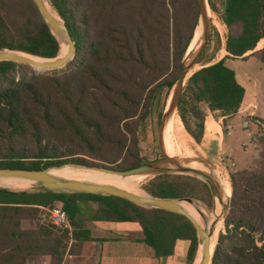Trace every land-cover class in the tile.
I'll use <instances>...</instances> for the list:
<instances>
[{
  "label": "trees",
  "instance_id": "trees-1",
  "mask_svg": "<svg viewBox=\"0 0 264 264\" xmlns=\"http://www.w3.org/2000/svg\"><path fill=\"white\" fill-rule=\"evenodd\" d=\"M48 2L74 41V55L63 67L44 71L0 60V167L74 163L126 170L146 162L140 125L156 91L169 90L179 77L199 19L198 0ZM208 3L228 29L226 54L193 66L176 105L181 123L197 143L207 112L228 118L243 100L244 87L225 59L245 58L264 39V0H221L220 10L212 0ZM3 49L54 57L60 41L33 0H0ZM257 56L264 59V48ZM255 120L264 126V119ZM176 151L165 153L173 156ZM229 177L224 231L218 232L210 264H264V172L240 169ZM141 188L151 196L189 197L211 206L208 185L191 174H155ZM55 202L66 211L69 227L40 219L39 205ZM85 219L136 223V239L156 257L171 254L175 241L186 239V264L194 260L196 231L182 214L114 195L0 187V264H22L18 256L43 255L51 264H61L67 250L87 251L91 237L82 227ZM23 221L35 225L23 227Z\"/></svg>",
  "mask_w": 264,
  "mask_h": 264
},
{
  "label": "rangeland",
  "instance_id": "rangeland-1",
  "mask_svg": "<svg viewBox=\"0 0 264 264\" xmlns=\"http://www.w3.org/2000/svg\"><path fill=\"white\" fill-rule=\"evenodd\" d=\"M216 7L221 9V0H212ZM207 17L209 18V36L198 56L197 63L199 67L210 64L223 57L225 53V40L228 33V29L220 21L221 19L218 13H214L207 0ZM56 13V12H55ZM57 15V13H56ZM59 18V16L57 15ZM219 17V18H218ZM199 29V27H198ZM197 29V30H198ZM218 34V36H217ZM60 40V50L63 48L64 43ZM192 40V39H191ZM191 42V41H190ZM203 40L198 37L194 47L185 52L184 61L190 59L194 52L200 47ZM190 44V43H189ZM264 48V39H261L254 49L244 53L245 58L230 57L225 61V64L230 67L234 72L237 81L244 87L248 86L255 95L257 100V107L255 111V117L264 119V59L259 58L257 55ZM188 49V48H187ZM9 50V49H3ZM59 50V52H60ZM18 53H23L31 56L27 53L12 50ZM254 53V55H252ZM257 54V55H256ZM33 57V56H32ZM196 63V64H197ZM63 67V66H62ZM61 67L55 68L59 69ZM196 67L192 68L194 71ZM37 70V69H36ZM50 70V69H48ZM41 71V70H39ZM173 86L168 90L166 87L159 88L156 91L154 100L149 109L147 116L142 120L140 125V136L145 142V149L142 150L143 159L146 161L161 158V150L177 149L175 154L171 157L179 161L180 164H187L189 161H195L203 165L206 170L215 180V176L211 173L212 168L223 171L228 176L231 171L240 169H252L257 172H264V126L259 121L255 120V117L245 114H233L228 118H220L217 112L212 114L215 120H219L222 128V136L220 140V147L216 149V146L204 145L203 143H197L193 137L188 134L183 126L182 137L178 141H174L167 132L162 129L160 132V120L165 108L169 102V96L172 92ZM173 114L180 121L178 116L177 107L173 110ZM209 115L207 112L206 116ZM219 118V119H218ZM245 119H249L248 127H243L242 122ZM205 121V119H204ZM253 121V122H252ZM181 122V121H180ZM255 124V125H254ZM183 125V124H182ZM229 126V127H227ZM216 131L210 129L207 140H210L215 136ZM164 139V141H162ZM183 140V141H181ZM182 158V159H181ZM181 159V162H180ZM189 160V161H188ZM151 176H145L144 179H140L135 184V192L139 194H145L146 192L141 188V185ZM216 181V180H215ZM217 182V181H216ZM2 188L7 186L0 185ZM17 190H37L40 188L38 182L31 183L28 187H10ZM212 197V196H211ZM194 199V204L200 209H204L207 213H210V207L199 199ZM230 192L227 201L223 202L229 205ZM188 203V202H187ZM212 203V201H211ZM55 205L61 206L59 202H55ZM150 207V206H147ZM222 225L219 231H224L223 220L225 216V208H222ZM228 209V208H227ZM227 212V211H226ZM200 218V217H199ZM35 221H23V227H33ZM218 235V233H217ZM217 235L216 239L217 240ZM216 243V242H215ZM75 254H70V251H66L63 255L61 264H94L90 259L88 251L80 248L78 251L74 250ZM17 260L22 264H51L49 257L43 256H30L22 257L18 256Z\"/></svg>",
  "mask_w": 264,
  "mask_h": 264
},
{
  "label": "water",
  "instance_id": "water-1",
  "mask_svg": "<svg viewBox=\"0 0 264 264\" xmlns=\"http://www.w3.org/2000/svg\"><path fill=\"white\" fill-rule=\"evenodd\" d=\"M33 1L35 2L38 10L40 11L45 22L50 27L51 31L56 35L58 40L60 38L61 41L66 46L65 52L62 55H59L58 53L54 57H39L32 55L34 57L39 58V60H37L33 57L26 56L23 53H18L12 50H0V60H12L20 63H25L30 65L34 69L41 71L62 67L74 55V50H75L74 41L72 40L71 35L63 20L61 18L56 19L53 16V14L47 9L43 0H33ZM198 4L200 7V13L194 34L199 27L198 29L199 37L203 40V42L201 43L200 47L194 52V54L190 57V59L186 61H184L183 59V66L181 72L179 74L178 79L173 85L172 92L169 96V102L165 108V111L161 116L160 132L163 129L166 119L175 109L178 98L183 90L185 81L191 75V74L188 75V77L186 78L187 73L197 63V58L200 55L209 36V18L207 17L206 14L207 12L205 8V2L204 0H198ZM161 153H162L161 158L146 161L140 165H137L135 167L126 170H115V169L103 168L98 166H85L81 164L64 163L43 169L0 167V176L25 177L32 179L35 182H38L40 185V188L34 191H68V192H84V193H92V194L114 195L124 198L138 205L161 208L182 214L191 221L196 231V236H197L196 254L200 253V259L198 264H210L212 252H210L209 246L213 241V235L215 232V227L218 221V217H215L210 223L208 229H205L197 222V220H195V218L189 212H187V210L185 209V207L181 202L185 201L192 204L197 210L198 215L204 225H206L208 222L209 214H212L214 212L217 201L222 205V208L226 209L225 213L227 211L228 204L223 203L222 201L223 194L220 190V186L209 173L196 167L180 164L179 161H177L171 156H168L163 150H161ZM63 166H71L79 169H95L104 172L120 174L122 176L130 175V174H145V175H150L152 177L155 174L171 173V172L191 174L205 181L210 189L212 196L210 213H207L203 208L200 209L197 206H195L194 199L189 197L186 198L155 197L149 195L148 193L139 194L133 191H129L127 189L109 183H98L93 181L68 179L49 173V169L61 168ZM6 189L13 191H21V192L31 191L27 189L17 190L10 187H7ZM215 242L216 241H214V245Z\"/></svg>",
  "mask_w": 264,
  "mask_h": 264
},
{
  "label": "crops",
  "instance_id": "crops-1",
  "mask_svg": "<svg viewBox=\"0 0 264 264\" xmlns=\"http://www.w3.org/2000/svg\"><path fill=\"white\" fill-rule=\"evenodd\" d=\"M244 90L243 100L234 114H247L255 117L258 107L254 92L248 86H244ZM219 117L224 118V116ZM210 129L216 133L213 138L207 140ZM222 134L219 120H215L209 112V115L205 116L201 143L216 146L218 149ZM82 227L88 230L91 237L87 244V251L94 264H186V253L189 246V241L186 239H177L171 254L156 257L150 246L136 239L140 237L139 226L134 222L85 219ZM196 252L191 264H196Z\"/></svg>",
  "mask_w": 264,
  "mask_h": 264
},
{
  "label": "bare ground",
  "instance_id": "bare-ground-1",
  "mask_svg": "<svg viewBox=\"0 0 264 264\" xmlns=\"http://www.w3.org/2000/svg\"><path fill=\"white\" fill-rule=\"evenodd\" d=\"M43 1L47 9L53 14V16L56 19H59L60 17L59 18L57 17L55 10L51 7L48 0H43ZM204 2H205V8L207 11V0H204ZM197 37H198V30H196L188 46L187 51H190L194 47ZM65 50H66V46H63V48L59 52V55H62L65 52ZM29 57H32V55ZM33 58L39 60V58L37 57L33 56ZM192 72L193 70L190 69V71L187 73L186 78ZM164 125L167 131L172 136H174L177 139H180L182 137L181 135L183 134V125L179 120H177L173 112L166 119ZM181 159H180V162H181ZM186 165L191 166V167H196L202 170H206V168L203 165L195 161H189ZM211 171H212L211 173L214 174L215 180L219 184L220 190L223 194L222 201L225 202L227 201L229 197V192H230V182H229L228 176L223 171L216 169V167H213ZM49 173L59 176V177L68 178V179H78V180L93 181V182H98V183H109V184H113L115 186L127 189L129 191H133V192H135V185H136L135 183L139 181L140 179H144L145 176H148L145 174H130V175L122 176L120 174H115L111 172H104V171L95 170V169H79V168H74L71 166H63L61 168H51L49 169ZM33 182L35 181L29 178H25V177L0 176V185L7 186V187H28ZM181 203L183 204L187 212H189L195 218V220H197V222L205 229H208L212 220L215 217H218V221L215 227V232L213 235V241L211 242L209 246V250L210 252H212L217 232L222 225V210H223L222 205L218 201L216 202L214 212L212 214H209L208 222L206 225H204L202 220L199 218L197 210L192 204L187 203L185 201ZM199 259H200V253L197 254L196 264H198Z\"/></svg>",
  "mask_w": 264,
  "mask_h": 264
},
{
  "label": "built area",
  "instance_id": "built-area-1",
  "mask_svg": "<svg viewBox=\"0 0 264 264\" xmlns=\"http://www.w3.org/2000/svg\"><path fill=\"white\" fill-rule=\"evenodd\" d=\"M249 122V119L243 120V127H248ZM39 208L41 209V212L39 214L41 220L47 221L50 224H53L59 228L69 227L68 215L61 206L39 205Z\"/></svg>",
  "mask_w": 264,
  "mask_h": 264
}]
</instances>
